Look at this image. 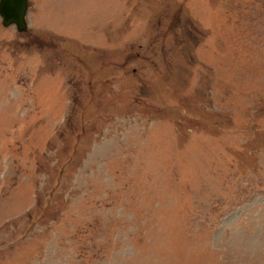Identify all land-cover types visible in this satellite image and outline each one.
Returning <instances> with one entry per match:
<instances>
[{
  "label": "rangeland",
  "instance_id": "374dc122",
  "mask_svg": "<svg viewBox=\"0 0 264 264\" xmlns=\"http://www.w3.org/2000/svg\"><path fill=\"white\" fill-rule=\"evenodd\" d=\"M28 12L0 17V264H264V0Z\"/></svg>",
  "mask_w": 264,
  "mask_h": 264
},
{
  "label": "water",
  "instance_id": "95a60500",
  "mask_svg": "<svg viewBox=\"0 0 264 264\" xmlns=\"http://www.w3.org/2000/svg\"><path fill=\"white\" fill-rule=\"evenodd\" d=\"M28 7V0H2L0 12L6 26L16 24L20 31L26 29L25 15Z\"/></svg>",
  "mask_w": 264,
  "mask_h": 264
}]
</instances>
